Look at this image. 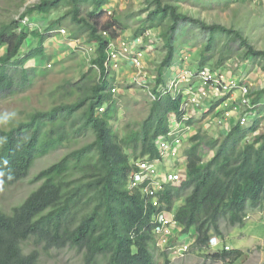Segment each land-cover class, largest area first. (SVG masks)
Segmentation results:
<instances>
[{"label": "trees", "instance_id": "1", "mask_svg": "<svg viewBox=\"0 0 264 264\" xmlns=\"http://www.w3.org/2000/svg\"><path fill=\"white\" fill-rule=\"evenodd\" d=\"M111 1L39 0L26 7L17 20L0 24V48L5 49L0 54V100L33 85L37 69L24 65L44 55V43L56 30L67 27L71 39L84 37L95 55L76 82L66 81L57 90L48 91L47 96L54 100L49 108L32 111L20 121L13 122L7 116L3 120L7 126L0 129V194L25 179L35 160L64 147L66 141L91 140L41 170L32 179L38 187L11 212L0 210V264H40L37 250L22 251L29 240L44 253L74 250L82 256L83 264H97L101 259L104 264H158V255L163 258L161 264H170L168 253L156 244V211L143 186L128 189L127 176L135 169V161L160 158L157 139L169 131L170 116L174 114L181 122V93L157 92L176 61V37L180 35L182 43L187 41L181 32L183 25L208 34L199 52L198 68L218 69L239 56L264 72V50L253 48L239 30L192 18L179 11L174 0H148L146 17L133 37L149 29L161 31L162 59L153 78L156 99L148 101L143 120L128 121L116 132L112 122L117 110L110 92L116 76L104 68L105 50L126 26L123 19L103 20ZM63 8L66 10L58 17L45 23L50 14ZM34 15L40 17L39 24L31 20ZM24 19L36 26H20ZM217 36H223L225 43L214 62ZM29 39L35 41L34 47ZM235 42L240 54L229 45ZM67 95L75 98L64 102L62 97ZM253 95L252 101L257 103L264 97V86ZM100 107L104 108L101 114L97 112ZM211 111L182 123L196 128L183 150L185 175L177 184L163 185L158 198L160 210L172 212L181 234H193L195 246L201 250L207 249L212 237L224 239L223 224L242 225L250 212L264 209L262 119L256 116L246 126L235 123L226 134L214 137L201 125ZM211 257L231 262L241 253L220 250Z\"/></svg>", "mask_w": 264, "mask_h": 264}, {"label": "rangeland", "instance_id": "2", "mask_svg": "<svg viewBox=\"0 0 264 264\" xmlns=\"http://www.w3.org/2000/svg\"><path fill=\"white\" fill-rule=\"evenodd\" d=\"M175 4L179 5V11L189 15L192 18L199 19L206 24H220L226 28H233L239 30L243 37H245L253 48L257 50H264V0H174ZM39 0H0V24L9 23L15 21L19 18L26 7H30L37 4ZM23 3V4H22ZM111 3V15L104 16L103 20L119 18L123 19L126 30H122L119 33L122 38H131L134 31L141 26L142 20L147 14V4L148 0H112ZM66 8L59 10L50 14L46 19L45 23L54 20ZM32 21L40 19L39 16L34 15L31 17ZM36 24L31 23V25L19 24L20 26L27 25L29 29L35 27ZM19 26V28H20ZM65 29L67 27H64ZM183 30L181 32L185 33L184 38L187 39L185 43H182V38L177 35L175 43L178 47L176 52V61L181 54L188 56L187 64L192 69H197L196 63L198 62L199 52L205 47L208 34L204 31H200L191 25H183ZM164 30V27L161 28ZM53 35L55 40H57L59 34H49ZM29 41H31L29 39ZM225 39L223 36L216 37V44L213 46L215 62L219 57V51L223 47ZM34 45L35 41H34ZM232 51H236L238 54L241 53L238 42L229 43ZM151 48L148 52L150 62H146L148 72L154 76L156 72V66L162 59V42ZM185 49V50H184ZM1 52V51H0ZM230 60H239L241 62L247 63V73L251 74L254 72V83L259 81L262 84L264 81L261 77H264V72L259 66L253 65L250 59L242 60L239 56H235ZM75 62L77 63V56L75 57ZM65 61V62H64ZM64 65H70V62L64 60ZM53 62H57L54 60ZM51 63L50 68L37 69L36 80L33 85L26 91L16 92L12 96H8L0 100V129L7 126L3 120L11 118L13 122L20 121L26 117L32 111L46 110L49 108L53 99L47 96L50 89H55L60 86L62 87L66 81L76 82L79 78V73L85 71L86 66L89 64V60L81 64L80 67H76L73 62L72 70L66 73L62 70L61 63L55 64ZM226 61L225 63H227ZM49 63V62H48ZM30 63H26L24 66L27 68ZM43 64V57L37 61V66ZM84 64V65H83ZM133 73V69L128 67L126 72H121V78L126 77L125 81H119L116 87L119 89V93L113 98L115 101V106L117 110L116 121L112 122L114 130L120 132V129L128 121L140 122L147 114L148 98L146 93L136 87L131 85L129 79ZM171 70L167 72V78H170ZM67 77V78H63ZM72 78V79H70ZM86 80V79H84ZM152 85V83H149ZM199 81L195 80L192 84L193 88L199 87ZM74 87L70 89L71 93H74ZM60 89V88H59ZM61 90V89H60ZM55 97L57 98L59 93L55 91ZM44 97L47 100L44 101ZM75 96L67 95L62 97L64 102H71ZM43 100V101H41ZM259 106H256L259 111V117H261L260 132L264 133V97H261L256 101ZM6 128V127H5ZM196 129V128H195ZM183 137V149L186 147V139L189 137L187 133H182ZM86 140V141H85ZM90 137L86 139L79 140H69L64 143V147L55 149L49 152L46 156L35 160L33 166L31 167L28 176L5 189L4 192L0 194V210L5 213L11 212L14 206H17L23 202V200L35 190L39 183H32V179L43 169L47 168L51 164L59 161L63 156H65L70 150L80 146L82 142L90 141ZM186 144V145H185ZM202 153L205 155L206 151L203 148ZM207 156V153L206 155ZM174 160V157H171ZM158 172H162L163 168L161 165H157ZM168 167V172L170 171ZM166 171V170H165ZM251 213V212H250ZM248 219L242 224L235 227H230L226 224L221 226L222 232L224 234L225 242L230 246L231 249L237 250L241 253V257L237 260L222 261L219 259H213L211 256L215 254L212 249L202 250L192 246V249L184 257H172L169 255L170 264H264V209L253 211ZM174 243L181 242L178 239H174ZM41 246L36 247L33 245V241L29 240L24 246H22V251L24 254H28L33 250H37L39 253V263L40 264H83L82 256L76 253L74 250L68 248L62 250L50 249L48 252L44 253L41 250ZM158 264L162 263L163 258L157 256ZM97 264H104L101 259Z\"/></svg>", "mask_w": 264, "mask_h": 264}, {"label": "built area", "instance_id": "3", "mask_svg": "<svg viewBox=\"0 0 264 264\" xmlns=\"http://www.w3.org/2000/svg\"><path fill=\"white\" fill-rule=\"evenodd\" d=\"M111 10V6H106L105 15L110 16ZM21 22L22 24H27L28 22V25L32 23L27 19ZM160 32V29H149L142 35L128 39L119 35L108 43L105 50L106 60L104 68L113 74H118L122 63L124 61L127 62L133 69L129 79L130 84L142 89L150 102L156 99V94L153 92L154 76L152 72H148L145 61L151 48H154L159 42L161 43ZM53 33L68 36L65 28L56 30ZM102 34L104 36L108 35L107 32ZM68 38L78 52L88 57L95 56L93 46L84 43L80 38ZM187 59L188 56L182 54L170 69L173 75L171 74L170 78H167L157 89L160 95L166 93H181L182 95L180 105L181 122L172 114L169 118V131L166 135L157 139V147L161 159L177 156L183 144L184 135L182 133H187L189 137L195 134L193 126L182 125V123L191 119H200L211 109L210 114L202 119L201 125L204 131L214 137H219V133L226 134L231 125L235 123L240 126H246L256 116L261 118L256 108L259 104L254 103L252 99L254 98L253 93L262 88L264 82L260 85V88L255 90L252 88L254 81L251 78L252 73H247L248 61L246 63L239 60H230L222 67L212 70L207 67L192 69L187 64ZM50 67L51 64H48L47 68ZM93 67L98 71L95 65ZM195 80H198L200 84L197 88L192 87ZM149 83H152V85H149ZM110 92L115 96L119 93V89L113 86ZM103 111L104 108L100 107L97 112L101 114ZM134 164L135 169H131L127 176L128 189L133 190L143 186L145 196L156 211L153 219L156 224L157 246L167 250L172 257H184L195 245V238L174 243L173 237L176 231H181V228L178 227L173 215L165 210H160L161 205L158 200L159 193L163 190V185L173 184L178 178L171 176L165 177L163 181L160 180L153 161L149 162L146 159H140L135 161ZM220 243L218 238L213 237L209 245L212 248ZM222 249L230 251L228 245H224Z\"/></svg>", "mask_w": 264, "mask_h": 264}, {"label": "crops", "instance_id": "4", "mask_svg": "<svg viewBox=\"0 0 264 264\" xmlns=\"http://www.w3.org/2000/svg\"><path fill=\"white\" fill-rule=\"evenodd\" d=\"M109 6H113V4L111 3ZM68 37L69 36H62V35H60V37L57 40H55L54 36L48 38L45 41V43H44V49H45L44 55L41 56V57H37V58L31 59L30 61H28L27 63H30L28 65V68H36V69L39 68V69L46 70L47 65L48 64H51L50 62H53L54 60H56L57 62H53L54 65L55 64H58V63H61L62 70H63V72L66 73L67 71L72 70L73 62H74V64H75L76 67H80L81 64L84 63V60L85 61H88V60L94 58L92 56H90V57L85 56L82 53L78 52L76 50V48L74 47V44L71 42V40H69ZM80 39H82L84 41V43H85L84 37H81ZM30 43L32 44V45L30 44L31 46H33V47L35 46L33 41H30ZM4 50H5L4 47L3 48H0V51H1L0 54ZM76 56H77V59H78L77 60L78 61L77 63L75 62L76 61L75 60V57ZM42 57H43V64L37 66L36 65L37 64V61L40 58H42ZM66 59H67L68 62H70V65H64L63 61L66 60ZM151 60L152 59H150L149 54H147L145 64H146V62H150ZM128 67L131 68V66L127 62L124 61L122 63L121 70L118 72V74L115 73V76H116V83L115 84L119 83L120 80L122 82L126 80V77L121 78L120 73L122 71L123 72H126ZM87 68H89V64L86 66L85 71L87 70ZM85 71L79 73V75L82 74V73H84ZM171 74L173 75V73H171ZM253 76H254V73L252 72L251 78L254 81ZM63 78H67V77H63ZM261 78H262V80H264V77H261ZM70 79H72V78H70ZM256 83L257 84L254 83L253 84V87H252L254 90L261 87L260 86L261 84L259 83V81H257ZM186 140H187L186 141V144L187 145L186 144L185 145L187 147V146H189L188 145V138ZM183 144H184V142H183ZM183 144L180 147V149H179V151L177 153V156L174 157V160L171 159V157H166V158H163V159L159 158V159L153 161V163L155 164V167H156V170H157V173H158V177H159L160 180L163 181V179L165 177L176 176L178 178V180L175 183L172 184V185H174V184H177L181 179H183V176L185 175V157H184L183 150H182L183 149L182 148L183 147ZM157 165H161L162 166V168H163L162 172H158ZM168 167H170V169H171L169 172H168ZM169 213L171 215H173L172 212H169ZM252 214H253V212L250 213V215H252ZM248 217H247V219H248ZM174 237H176V239H178L180 241H183V240H186V239H191L192 240V238H194L195 236L193 234H191V233H189V234H180L178 231H176V234L174 235ZM218 239L221 242L217 246L218 249L221 246H223L224 244L228 245L225 242V239H222V238H219V237H218Z\"/></svg>", "mask_w": 264, "mask_h": 264}, {"label": "clouds", "instance_id": "5", "mask_svg": "<svg viewBox=\"0 0 264 264\" xmlns=\"http://www.w3.org/2000/svg\"><path fill=\"white\" fill-rule=\"evenodd\" d=\"M21 21H22V20H21ZM21 21H20V23H21ZM114 86H116V84H115ZM113 97H114V96H113ZM178 227H180V226L178 225ZM180 228H181V227H180ZM181 230H182V228H181ZM179 233L181 234V231H180ZM212 238H213V237H212ZM212 238H211V239H212ZM215 238H218V237H215ZM174 239H176V237H173V240H174ZM211 239H210V240H211ZM186 240H187V239H186ZM183 241H184V240H183ZM209 242H210V241H209ZM224 245H226V244H224ZM224 245H223V246H224ZM194 246H195V245H194ZM223 246H221L219 249L217 248V246L211 248L210 245H209V243H208L207 248H208V249H212L213 252H217V251L223 250V249H222ZM161 250L168 252L167 250H164V248H161ZM230 250H231V248H230ZM169 255H170V254H169Z\"/></svg>", "mask_w": 264, "mask_h": 264}]
</instances>
